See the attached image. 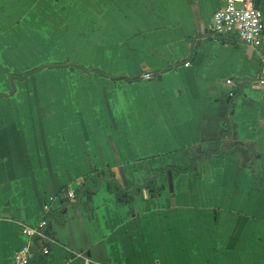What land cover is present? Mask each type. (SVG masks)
Listing matches in <instances>:
<instances>
[{"label": "crops", "instance_id": "1", "mask_svg": "<svg viewBox=\"0 0 264 264\" xmlns=\"http://www.w3.org/2000/svg\"><path fill=\"white\" fill-rule=\"evenodd\" d=\"M223 5L0 0V264L50 197V264H264V42L209 36ZM96 171L128 199L70 202Z\"/></svg>", "mask_w": 264, "mask_h": 264}, {"label": "built area", "instance_id": "2", "mask_svg": "<svg viewBox=\"0 0 264 264\" xmlns=\"http://www.w3.org/2000/svg\"><path fill=\"white\" fill-rule=\"evenodd\" d=\"M224 5L215 13L213 23L209 27L208 35L214 38L229 39L236 37L243 43L260 48L264 42V15L260 8H256V1L260 0H223ZM186 63V66H189ZM257 85L264 95V66L261 68ZM70 202H77L75 190H69L66 195ZM55 197H50L44 204V218L37 226H22V234L33 242L19 248L13 257V264H50V233L46 228L50 220L55 218L51 204ZM86 264H91L87 261Z\"/></svg>", "mask_w": 264, "mask_h": 264}, {"label": "trees", "instance_id": "3", "mask_svg": "<svg viewBox=\"0 0 264 264\" xmlns=\"http://www.w3.org/2000/svg\"><path fill=\"white\" fill-rule=\"evenodd\" d=\"M113 79H116V80L126 79L127 81H130V82L133 81L132 79H130L128 77H125V76L116 77V78H113ZM229 128H230L229 129V134H230L233 131V127L230 125ZM236 149L243 150L244 152H246V153L251 155L250 149H246V148L241 147V146L240 147L239 146L232 147L230 149V153L232 154ZM219 152H220V148L216 152L199 153V154L196 155L195 158H193L191 160L190 164H188L187 166H184V167H170L168 170L176 171L179 174L190 173L192 170H194L197 167L199 161H201L203 159L211 158L214 154H218ZM247 166L249 168H252V165L249 162V160L247 162ZM160 171L161 170H158L157 172L159 173ZM95 176L97 177L96 181L98 183L95 182L91 176H88V177L85 178L84 183L80 186L78 191H76V194H77V197H78V201L77 202H79V198L82 199L83 197H91L96 191H98L99 182L100 183L101 182H105L107 184L108 191H110L112 193L121 191V187L118 184L117 180L115 179V175L114 174L111 173L110 180H107L105 171H96ZM260 181L263 183V180H260ZM152 183H153V179L147 180L146 184H145V187L146 188H151ZM159 191L160 190H158L157 192H159ZM121 193L124 194V197L127 200L128 199V194L123 192V191H121ZM64 205L66 206V201H64ZM62 212H63V210L60 211L59 214L61 215ZM57 215L58 214H54V216H56V217H57ZM46 232L48 234L51 233L50 225H48V227L46 228ZM39 264H40V262H39Z\"/></svg>", "mask_w": 264, "mask_h": 264}, {"label": "water", "instance_id": "4", "mask_svg": "<svg viewBox=\"0 0 264 264\" xmlns=\"http://www.w3.org/2000/svg\"><path fill=\"white\" fill-rule=\"evenodd\" d=\"M260 6V1H256V8H259ZM262 53L264 54V44H263V49H262ZM14 86V85H13ZM79 201H81V198H79ZM50 248V247H49Z\"/></svg>", "mask_w": 264, "mask_h": 264}]
</instances>
